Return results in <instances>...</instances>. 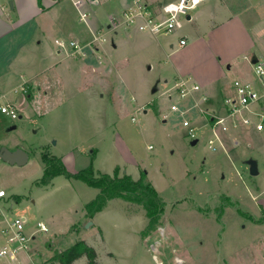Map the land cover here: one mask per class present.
<instances>
[{"label": "rangeland", "instance_id": "1", "mask_svg": "<svg viewBox=\"0 0 264 264\" xmlns=\"http://www.w3.org/2000/svg\"><path fill=\"white\" fill-rule=\"evenodd\" d=\"M74 1L58 0L42 15L48 31L37 56L18 33L10 51L0 49V88L6 93L0 103L11 100L20 111L16 119L0 111V148L29 152L24 165L0 158V188L7 193L0 211L9 219L24 216L25 231L34 237L28 252L0 257V264H62L53 256L77 240L95 248L97 264H264V131L245 125L248 113L242 112L229 117L227 130L216 128L219 143L210 111L226 114V94H205L210 82L245 73L252 57L247 51L264 57L254 34L264 12L239 7L216 26L199 5L191 11L193 22L155 36L135 26L111 30L115 18L122 23L121 7L133 0ZM182 34L189 38L185 45L179 44ZM72 38L90 45L85 55H71ZM229 49L233 66L219 76L217 64ZM180 79L201 89L181 96ZM46 153L72 172L92 166L134 179L147 172L145 179L165 202L160 223L144 234L146 210L123 198L88 216L85 204L98 189L62 174L41 184ZM249 159L257 160L258 175L250 173ZM4 239L0 234V243Z\"/></svg>", "mask_w": 264, "mask_h": 264}, {"label": "built area", "instance_id": "2", "mask_svg": "<svg viewBox=\"0 0 264 264\" xmlns=\"http://www.w3.org/2000/svg\"><path fill=\"white\" fill-rule=\"evenodd\" d=\"M202 0H177L167 2L159 7L152 6L146 0H135V2L121 10L123 17L122 23L115 18L113 27L117 29L121 25L125 27L135 26L140 31L150 32L152 35L159 36L161 34H170L178 31L183 27L184 21L192 20L191 11L196 9ZM190 14V18L187 15ZM86 14H81V19H85ZM58 44L64 46V41L57 40ZM188 39L182 36L179 40L180 45L187 44ZM69 46L73 49V55L86 54V47L90 45H82L76 40H69ZM253 72L257 78V82H244L239 79L233 81V91L224 98L226 114L220 115L216 111L211 110V120L213 123L212 129L216 140L222 144L221 138L216 131L219 127L227 130L230 126V116H236L242 112H247L248 115L243 117L242 121L245 125H253L255 130L264 131V58H258L255 63H252ZM21 89L25 90L22 86ZM177 89L181 96H186L192 91L201 89L197 83H189L186 79H180L177 83ZM15 91L17 88L14 89ZM6 96L0 88V97ZM206 100V96L203 97ZM177 106L172 105V109ZM0 111L4 114L16 119L20 116L19 108L12 103L6 101L0 103ZM254 117L257 120L254 121ZM189 121H184V125L188 126ZM193 135V128L190 130ZM209 146L216 150V141L209 140ZM7 195L5 189L0 188V199ZM26 218L15 217L8 218V215L0 211V234L5 236V239L0 243V257L14 259L21 251L28 252L30 249V241L34 238L28 235L25 231ZM40 229L47 231L48 228L43 222H39ZM264 259V256H263Z\"/></svg>", "mask_w": 264, "mask_h": 264}, {"label": "crops", "instance_id": "3", "mask_svg": "<svg viewBox=\"0 0 264 264\" xmlns=\"http://www.w3.org/2000/svg\"><path fill=\"white\" fill-rule=\"evenodd\" d=\"M10 1L13 2L12 7L10 5ZM57 1L58 0H41V1L39 0H0V41L2 39L4 40L0 42V49L2 48V46H5V47H8V51H10L11 41H14V39L12 38L13 37L15 38L13 33H18L20 34L19 40H22V42L18 41L19 36L17 35H16L17 37L16 40L20 43H23L24 45L27 43L26 46H28V52L32 53L34 57L37 56L38 55L37 51H41L39 50V47L42 42L41 37L45 35L46 32L48 31V27L44 21L45 18L42 15L47 11V8H50L51 5L56 4ZM171 1H176V0H169V1L168 0H146V2H149L155 7H159ZM134 2L135 0H133V2L129 5L128 4L124 5L123 7H121L120 10L131 6ZM74 3L76 5H79L80 1L76 0L74 1ZM200 5L203 6V10L208 14V18H210L211 24L216 25V26L221 21H225L226 19L231 20L234 16L232 14L236 12L235 11L236 9L239 10V7L243 8V9H240L242 11H244L245 9H250L249 11H253V12H257V11L261 13L264 12V0H202ZM11 13H13V15ZM12 16H15V19ZM80 18H81V15H80ZM193 21H194V16L192 14V20L190 22H193ZM22 25L25 26V30H21V33H19L17 30H19ZM111 30H114V32H116V29L113 26ZM22 34H25V35L23 36ZM254 34L256 36V40L262 43L260 49L258 50V54L261 56H264V41L262 39V36H264V16L261 17V19H259L255 23ZM182 36L186 37L189 42V38L187 35L182 34L180 38ZM28 40H33V41L32 42L29 41L31 43L26 42ZM71 40H76V39L72 38ZM7 41H10V42H7ZM252 48H256V45L255 44L252 45L251 49ZM1 52L5 53V49L0 50V53ZM57 52H60V49H57ZM247 52L252 53L251 59L254 56H258L256 55V52L255 53H253L252 51H247ZM247 52L243 53L244 55H242L244 59L247 56L246 55ZM233 53H234L233 49H229L228 53L225 54V58L222 60V62H219L217 64V68H218L217 72L219 73V76L224 75L226 74V71L231 70L233 66V62H234V57H231ZM71 55H73L72 48H71ZM75 55H78V54H75ZM258 58H264V57H258ZM251 59L249 60L248 64H245L246 68H245V73L243 75L236 76L238 78H234L233 80H230V81L223 79L222 81L210 82L206 86L205 94L207 93L214 94L217 90H219L222 93H225L226 95H228L233 91L232 84L235 79H239L244 82H257V78L253 72V66L251 63ZM47 69L48 68L44 69L42 72H44ZM36 75L37 74H34L31 77H34ZM212 110L216 111L214 109Z\"/></svg>", "mask_w": 264, "mask_h": 264}, {"label": "trees", "instance_id": "4", "mask_svg": "<svg viewBox=\"0 0 264 264\" xmlns=\"http://www.w3.org/2000/svg\"><path fill=\"white\" fill-rule=\"evenodd\" d=\"M42 161L44 172L40 179L41 184L49 185L55 175L62 174L67 178L81 180L87 185L98 189L95 198L85 204L84 209L88 216H94L101 211L109 200L123 198L126 201L141 204L146 210L148 225L143 230L144 234L156 228L160 223L165 202L152 183L145 179L147 172H142L138 179H134L130 174L118 176L117 173L111 175L96 172L92 166L72 172L66 168L60 157L48 153L42 156ZM82 256L87 257L88 264H97L95 248L84 240L75 241L66 249L57 252L53 258L62 264H73L75 260Z\"/></svg>", "mask_w": 264, "mask_h": 264}, {"label": "water", "instance_id": "5", "mask_svg": "<svg viewBox=\"0 0 264 264\" xmlns=\"http://www.w3.org/2000/svg\"><path fill=\"white\" fill-rule=\"evenodd\" d=\"M10 5L12 7L13 2L10 1ZM188 18H190V14L187 15ZM258 60L257 56H254L251 59V63H255ZM16 128V125H12L8 128V130H13ZM197 142V139H194L192 141V144H195ZM0 158H2L4 161L10 163V164H16V165H24L29 160V152L17 147L13 150H11L8 147L2 146L0 148ZM249 170L252 175H258L259 169H258V162L255 159H249Z\"/></svg>", "mask_w": 264, "mask_h": 264}]
</instances>
